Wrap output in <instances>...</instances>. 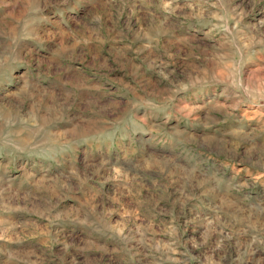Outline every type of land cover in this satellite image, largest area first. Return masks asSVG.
Masks as SVG:
<instances>
[{
    "label": "rangeland",
    "instance_id": "374dc122",
    "mask_svg": "<svg viewBox=\"0 0 264 264\" xmlns=\"http://www.w3.org/2000/svg\"><path fill=\"white\" fill-rule=\"evenodd\" d=\"M0 264H264V0H0Z\"/></svg>",
    "mask_w": 264,
    "mask_h": 264
}]
</instances>
